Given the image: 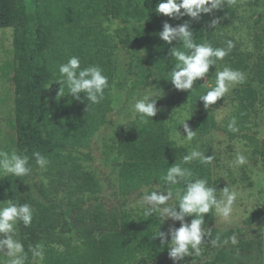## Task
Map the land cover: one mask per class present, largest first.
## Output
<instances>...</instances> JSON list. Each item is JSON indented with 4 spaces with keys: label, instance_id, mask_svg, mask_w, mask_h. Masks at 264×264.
Returning <instances> with one entry per match:
<instances>
[{
    "label": "trees",
    "instance_id": "16d2710c",
    "mask_svg": "<svg viewBox=\"0 0 264 264\" xmlns=\"http://www.w3.org/2000/svg\"><path fill=\"white\" fill-rule=\"evenodd\" d=\"M160 2L0 0V28L15 29V127L22 155L29 157L32 167V172L21 178L1 176L0 195L7 193L11 202L31 206V224L25 226L18 221L27 254L24 264H132L141 256L150 261L168 256V246L162 245L158 237L153 238L158 229L165 233L169 230L159 213L152 217L127 210L109 214L98 206L93 212V225L88 223L86 213H80V200L101 190L100 178L85 165L87 154L82 149L89 147L113 110L118 48L125 49L135 61V64L130 62L138 69L135 87L159 81L174 88L167 79L168 72L174 68L169 50L178 45L176 41L168 44L160 39L165 22L177 26L189 21L196 43L210 42L214 48H227V41L233 42L234 47L209 71L229 67L247 75L245 85L235 91L234 110L222 127L213 112L223 98L207 110L202 102L191 126L202 133L223 129L231 138H243L264 159V140L256 137L250 125L261 97L254 83L264 84V52L254 58L241 50L237 40L224 32V24L215 29L207 27L205 14L198 20L158 14L155 8ZM222 10V14H229L232 6L225 5ZM115 20L124 23L118 28L116 38L110 31ZM72 56L79 57L81 68L99 66L108 77L110 87L105 89L104 99L88 109L83 94L76 100L67 95L65 87L66 95L58 96L59 65ZM202 82V78L196 81L192 90L198 99L201 90L197 88ZM156 107L157 114L147 118V123L135 116L126 135L116 143L122 157L119 168L122 192L130 194L144 188L163 190L160 177L168 166L177 163L190 169L193 178H206L209 186L216 188L219 198L213 160L207 164L199 159L184 163L183 157L189 150L172 139L174 128L169 121V108L161 99H157ZM233 118L239 129L235 133L227 127ZM36 152L47 158L45 169L36 165L33 155ZM203 153L210 156L208 150ZM37 178L41 179L40 183ZM182 187L183 184L172 185L171 189L175 193ZM214 212L213 209L205 214L202 226L213 219ZM263 213L264 208H259L247 221L252 223ZM210 238L223 240L217 229H212ZM37 245L43 250L42 260L35 258L30 250ZM188 258L174 264H189Z\"/></svg>",
    "mask_w": 264,
    "mask_h": 264
},
{
    "label": "rangeland",
    "instance_id": "374dc122",
    "mask_svg": "<svg viewBox=\"0 0 264 264\" xmlns=\"http://www.w3.org/2000/svg\"><path fill=\"white\" fill-rule=\"evenodd\" d=\"M229 14H222L223 10L214 11L213 14H205V23L210 27L212 19L221 18L220 23L224 24V32L233 36L241 50L249 52L257 58L264 52V0H236ZM124 23L115 20L111 23L110 31L116 38L118 28ZM15 29L0 28V151L11 153L15 150L22 155L21 146L16 131L15 101L16 88L14 72L16 69L15 60ZM118 73L117 80L113 87L114 106L109 115L108 122L94 136L89 147L82 151L87 154L85 165L95 171L101 181V190L97 194H86L80 201V213L88 215V223L93 225V212L98 206H102L107 213H120L130 211L134 214L143 213L144 209L138 201L143 196L144 188L130 194H124L120 188L119 168L122 157L118 154L116 143L127 133V128L135 118L131 106L136 99L141 98L146 90H150L163 100L169 108V121L174 130L177 129L182 135L183 125L180 123L188 119L186 123L191 130L196 132L192 141L183 140L177 144L187 146L189 153L193 149L204 152L208 150L213 157L216 177L219 181V197L221 190L229 187L237 192V200L228 220L219 217L214 212L213 219L202 226L211 234L212 229L222 233V242L217 246L211 243L210 235L205 237L201 244L200 256H189V264H264V213L256 221L249 223V216L259 208H264V159L254 152L250 143L243 138H231L223 129H212L206 133L196 131L192 128L195 117L200 111L203 101L196 98L192 91H180L175 88L154 81L145 86L135 87V81L139 74L133 57L123 48H118ZM209 71L201 87V95L206 94L215 86L216 71ZM243 82L232 86L229 92L223 97V102L214 109V115L218 123L223 127L234 110L235 91L243 87L247 81V75H243ZM254 86L261 92L257 105V111L252 117L251 131L261 140H264V84L255 82ZM195 84L193 85V90ZM200 95V96H201ZM174 135V131H173ZM238 153L247 157V163L236 166L234 161ZM3 176L0 174V177ZM40 183L41 179L37 178ZM35 193L34 189L31 190ZM9 200L7 193L0 195V206H5ZM169 204H175L176 200H170ZM79 214V212H78ZM186 222L191 221L189 217ZM167 228L180 226L179 221L167 219L164 221ZM14 239L22 243V236L15 225ZM70 234L73 233L69 232ZM232 235L236 237V243L225 244ZM10 257L0 252V264H9ZM169 255L167 257L150 261L141 256L132 264H174Z\"/></svg>",
    "mask_w": 264,
    "mask_h": 264
},
{
    "label": "clouds",
    "instance_id": "9594fccd",
    "mask_svg": "<svg viewBox=\"0 0 264 264\" xmlns=\"http://www.w3.org/2000/svg\"><path fill=\"white\" fill-rule=\"evenodd\" d=\"M236 0H162L158 3L155 11L172 19H180L184 16L191 20H198L202 14H213L214 11L222 9L225 5H234ZM221 18L212 19L210 27L216 28L220 24ZM160 39L168 44L173 41L178 46L169 50V55L174 63L172 71L168 72V80L176 90L192 91L196 81L209 73L210 67L215 66L218 60H222L228 52L234 47L231 40L227 41V48H214L210 42L196 43L194 34L190 28V22L172 26L168 22L163 24V30L159 33ZM60 79L59 97H63V88H67V95L76 100L83 98L87 101V109L90 105L98 104L104 99L105 89L109 88L108 77L103 74L99 66H88L81 68L79 57L72 56L67 62L59 65ZM243 74L229 67L216 71L215 86L206 94L199 97L203 101L204 108L207 110L210 106L216 104L223 98L232 86L243 82ZM50 86V85H49ZM157 95L150 90H146L141 98L135 100L131 109L134 116H139L140 120L147 123V118H152L157 114ZM188 119L183 120L182 135L177 129L174 130L172 139L178 143L192 141L196 132L191 130L186 123ZM228 130L235 133L239 131L236 126V120L233 118L227 125ZM36 165L45 169L48 160L39 152L33 153ZM194 159H199L201 163H210L212 156H206L204 153L193 149L189 154L183 157V162L188 163ZM236 166H242L247 163V157L238 153L234 161ZM32 167L29 164V157L18 154L15 150L11 153L0 151V174L3 176L12 175L21 178L29 175ZM163 182V190L144 191L143 196L138 203L144 209V216L152 217L154 213H159L163 221L171 219L179 221L178 228L170 227L168 232H161L159 229L153 238H159L162 245L168 246V255L175 261L184 260L189 256L201 255V244L205 237L209 236L208 230L202 225L205 223V214L215 210L217 216L228 220L233 211V206L237 200V192L230 190L227 186L221 190L218 198L216 188L209 186L206 178H193L190 169L181 167L174 163L168 166L167 171L160 177ZM154 184V183H153ZM183 184L182 188H177L175 193L171 189L172 185ZM176 200L175 204H169L170 200ZM5 206H0V252L10 257L9 264H24L27 254L24 251L23 244L14 239L16 232V223L22 222L29 226L32 222V209L28 204H18L7 200ZM194 217L190 223L186 222V217ZM162 223V224H163ZM170 238V240H169ZM236 243L235 235H232L224 241L225 244ZM213 246L218 245V240L211 241ZM35 258L43 259V250L40 245L30 249Z\"/></svg>",
    "mask_w": 264,
    "mask_h": 264
}]
</instances>
